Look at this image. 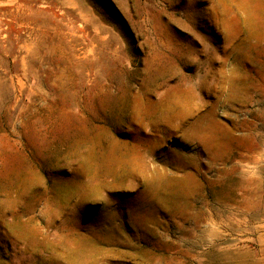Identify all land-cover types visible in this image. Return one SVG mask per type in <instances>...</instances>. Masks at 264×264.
<instances>
[{"label": "rangeland", "instance_id": "374dc122", "mask_svg": "<svg viewBox=\"0 0 264 264\" xmlns=\"http://www.w3.org/2000/svg\"><path fill=\"white\" fill-rule=\"evenodd\" d=\"M0 264H264V0H0Z\"/></svg>", "mask_w": 264, "mask_h": 264}]
</instances>
